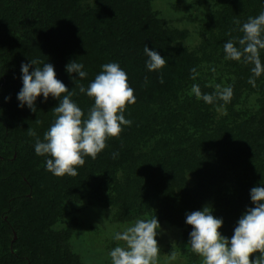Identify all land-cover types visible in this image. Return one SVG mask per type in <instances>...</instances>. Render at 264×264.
Here are the masks:
<instances>
[{
	"label": "trees",
	"instance_id": "obj_1",
	"mask_svg": "<svg viewBox=\"0 0 264 264\" xmlns=\"http://www.w3.org/2000/svg\"><path fill=\"white\" fill-rule=\"evenodd\" d=\"M58 1L0 0V169L3 164H8L6 152H17L21 158L28 156L16 147L17 142L5 110L8 87L20 76L18 59L13 51L15 41L37 42L35 50L43 49V43L48 45L55 40L63 46L65 42L59 40V37L64 33L71 35L74 29L77 31L73 34L84 46L91 45L93 80L102 71V65L118 63L126 72L128 84L136 98V103L128 105L124 112L125 118L133 116L136 122L131 134L110 137L106 141L110 150L105 155L98 154L94 168L86 175L93 183L82 187L83 191L87 192L91 188L101 194L104 188L116 186L118 171L131 164L136 148L146 145L157 134L161 135L164 126H170L174 132H186L185 127L195 126L199 119L211 120L216 114L214 105L198 103L190 96L192 85L195 84L191 70L195 68L198 73L206 62L204 59L209 56L207 49L210 46L216 51L217 48L224 49L222 46L227 41L242 38L240 29L246 22L242 18L251 12L250 7L255 0H216L217 7L210 15L209 23L212 25L210 29L216 28L217 31L211 32L210 39H204V34L201 35V42L193 48L170 47L173 42L184 38V34L166 30L157 32L160 27L149 12L147 0H98L95 6L100 4L94 14L91 15L92 10L83 16L76 15L73 10L63 14ZM86 37L90 39L84 40ZM145 45L166 59L164 68L148 71ZM236 46L239 47L238 42ZM17 57L25 58L18 53ZM260 57L264 64V56L260 54ZM161 78L163 83L160 82ZM256 80V87L250 84V91L256 92L264 100V73ZM43 118L44 123L46 117ZM54 120L55 114L46 123L49 125ZM49 128L42 126L40 130L44 134ZM181 138L174 137V140L180 141ZM142 140L144 143H141ZM32 150L34 153L35 146ZM250 150L251 155L240 153L237 158L234 155L231 158L229 150L226 151L223 157L226 158V167L225 162L219 168L209 163L203 170H199L196 162L180 161L176 170L172 174L168 170L165 176L160 175L162 162H158L156 169L149 170L144 176L146 186L148 183L157 186L153 188V199L154 214L158 221L182 228L183 235L190 236L192 227L186 224V214L196 211L197 207L201 211L208 206L213 216L223 220L221 235L231 239L238 220L248 208L254 207L250 195L252 188L264 187V139L250 147ZM190 173L194 177L187 181V174ZM84 174L81 170L76 177H44L49 189L52 183H56L58 191H69L76 179L79 184ZM15 176L23 190L14 191L9 198H5L2 191L0 193V264H52L48 261L53 253L58 254V243L56 234L49 230L50 223L45 219L42 223L30 220L31 224H26L17 216L21 211H29V196L33 199L32 204L43 209H54L57 203L45 187L38 189L42 181L35 179L32 172L25 175L26 180L19 174ZM28 229L33 230L34 241L33 244L30 242L29 247L22 240ZM16 233L21 240L13 243V235ZM42 250L49 253L48 258L44 253L39 255ZM259 255L255 253L250 259L254 260ZM41 257L44 260L41 261Z\"/></svg>",
	"mask_w": 264,
	"mask_h": 264
},
{
	"label": "rangeland",
	"instance_id": "obj_2",
	"mask_svg": "<svg viewBox=\"0 0 264 264\" xmlns=\"http://www.w3.org/2000/svg\"><path fill=\"white\" fill-rule=\"evenodd\" d=\"M97 1L59 0L58 3L63 14L73 10L76 15L83 16L84 13L92 10L91 15L94 14L100 4L95 6ZM147 6L152 18L159 24L160 28L157 32L166 30L184 34V38L170 45L171 48H193L201 42V35L204 34V39H210L211 32L217 31L216 28L210 29L212 25L209 23V17L217 7L216 0H147ZM250 9L251 12L246 13L242 18L246 22L249 17H256L264 12V0H255ZM65 25L68 26L67 22ZM72 31L71 35L67 36L64 33L59 37V40L65 42L63 46L55 40L52 44H48L49 46L43 43L45 48L35 50L38 46L37 42L15 41L13 51L18 59L20 76L16 77L15 83L8 87L5 110L12 135L17 142L16 147L22 150L23 155L27 153L28 156L21 158L17 152H6L8 164H3L0 169V193L2 191L5 198H9L14 191L23 190L15 174H19L26 180L25 175L32 172L35 179L42 181L38 189L45 187L53 196L57 206L54 209L37 207L32 204L33 199L29 196L31 200L29 203L31 205L28 206L29 211L24 213L21 211L17 217L26 224H31L30 220L42 223L45 219L50 223L49 230L56 234L58 254L53 253L48 262L52 264H111L109 253L121 243L114 239V234L131 226L137 219L146 220L155 216L153 188L156 189L157 186L155 183H148L147 186L144 184L146 179L144 176L147 172L156 169L157 163L162 162L160 175L165 176L168 170L172 174L178 162L184 160L188 163L196 162L199 170H203V167L209 163H214L213 165L219 168L224 164L226 158L223 157L228 150L231 158L233 155L237 158L240 153L251 155L250 147L264 139V100L256 92L250 91L248 80L252 76L253 65L245 64L242 60H226L224 49L217 48L213 51L214 48L210 46L207 49L209 56L204 59L206 62L198 71L195 84L199 85L202 94L214 93L216 85H220L221 88L231 86L233 89V97L229 103L224 104L223 101L218 100L213 104L216 114L211 120L199 119L195 126H187L186 132L181 133L174 132L170 126L163 125L161 135L157 134L149 139L146 145L136 148L131 164L118 171L116 186L104 188L101 194L91 188L87 192L82 189L93 183L92 179L86 176L94 168L95 160L91 157H85L84 168H76L77 172L80 173L83 170L85 173L80 178L81 184L80 182L78 184L76 179L73 188L69 191H58L56 183H52L49 189L44 176L58 178L46 169V160L51 157L38 156L35 151L33 153L36 137L29 136L27 130L29 127L33 129L37 137L43 141L44 134L40 127H50L53 124L52 121L49 125L46 122L50 116H54L52 109L58 106L59 100L49 96L45 102L41 95L35 104L36 112L31 111L27 105L21 108L17 98L23 87L21 65L28 64L33 59L41 61L39 65L41 67L43 63H51L54 66L56 78L62 81L69 91L75 90L76 94L72 96V100L81 108L86 118L89 109L94 106V100L86 93H80L78 86L82 84L87 89L93 81L94 69L91 65L94 62L93 51H91V45L84 46L82 41L73 34L77 30ZM89 39L86 37L84 40ZM33 50L34 54H32ZM17 53L25 58H18ZM260 54L264 56V50H260ZM72 61L84 65L83 70L87 72V76L82 80L77 74L73 73L70 77L66 72V65ZM261 61L263 62V59ZM34 70L35 66L29 69L30 72ZM190 96L198 103L206 104L202 99L198 100L192 92ZM221 106L223 111H217L216 109ZM43 117H46L44 123ZM37 118L40 123L35 122ZM125 119L132 123L130 126L122 125L123 130L120 136L130 133L136 123L133 121V116ZM174 134L183 135L175 136ZM174 137L182 138L175 142ZM143 140L141 143H144ZM107 145L108 142L101 152L104 155L110 150ZM3 152L5 153V150ZM226 166L225 162L224 167ZM104 168L106 169L105 166ZM193 177L192 173L187 174V181H191ZM199 209L197 207L196 211H200ZM158 222L160 229L156 239L160 254L157 264H202V258L191 250L190 236L183 235L182 228ZM32 233L33 230L28 229L24 232L25 236H22L27 247L30 242L34 243ZM19 239L21 240V237L16 233L13 243ZM44 250L39 255H42ZM172 251L177 253L175 260L170 259L169 254ZM44 254L47 258L49 257V253ZM40 259L44 260L43 257Z\"/></svg>",
	"mask_w": 264,
	"mask_h": 264
},
{
	"label": "clouds",
	"instance_id": "obj_3",
	"mask_svg": "<svg viewBox=\"0 0 264 264\" xmlns=\"http://www.w3.org/2000/svg\"><path fill=\"white\" fill-rule=\"evenodd\" d=\"M239 24V21H236ZM243 33L238 41L229 40L223 45L225 59L243 61L251 64L252 76L248 83L256 87V78L264 73V64L260 57V50H264V12L256 17H249L240 29ZM238 42L239 47L236 46ZM144 53L148 58V71H158L166 65V59L146 45ZM37 59L21 65L23 87L18 93L19 106L25 105L36 112V101L43 96L46 102L49 96L58 99L59 104L52 109L55 114L54 123L44 133L43 141L36 132L29 127L28 135L36 137L35 153L38 156H50L46 160V169L57 177L78 175L77 167L85 164V157L95 160L99 153L106 148V141L110 137L118 138L123 126H130L131 121L125 119L124 112L128 105H134L136 98L134 90L128 84V76L118 63L102 65V71L89 84L87 89L81 84L79 92L94 100V106L88 115L73 102L75 90L69 91L66 85L56 78L54 66ZM35 70L30 72V67ZM84 65L72 61L66 65V72L71 77L75 73L79 79L87 76ZM192 79L198 73L192 70ZM214 71V69H213ZM161 83L163 79L161 78ZM191 92L199 100L213 105L218 100L227 104L233 97L231 86L221 88L216 85L212 94H202L198 84H193ZM217 111H223V106ZM226 114V113H225ZM40 123L38 118L35 121ZM250 207L241 216L229 240L220 233L223 220L211 214L208 206L201 211L186 214V224L192 227L189 245L192 252L202 258V264H264V187H254L251 190ZM160 229L158 219H137L134 224L123 231L114 234L119 243L109 255L111 264H157L160 249L157 234ZM255 253H260L254 260L250 259ZM170 259L175 260L177 253L172 251Z\"/></svg>",
	"mask_w": 264,
	"mask_h": 264
},
{
	"label": "water",
	"instance_id": "obj_4",
	"mask_svg": "<svg viewBox=\"0 0 264 264\" xmlns=\"http://www.w3.org/2000/svg\"><path fill=\"white\" fill-rule=\"evenodd\" d=\"M14 238H15V235H14ZM14 238H13V240H14Z\"/></svg>",
	"mask_w": 264,
	"mask_h": 264
}]
</instances>
